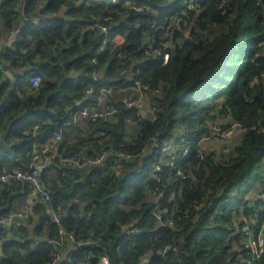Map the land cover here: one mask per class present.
<instances>
[{"label":"clouds","instance_id":"clouds-1","mask_svg":"<svg viewBox=\"0 0 264 264\" xmlns=\"http://www.w3.org/2000/svg\"><path fill=\"white\" fill-rule=\"evenodd\" d=\"M4 107L0 264L264 259V0H0Z\"/></svg>","mask_w":264,"mask_h":264},{"label":"trees","instance_id":"trees-1","mask_svg":"<svg viewBox=\"0 0 264 264\" xmlns=\"http://www.w3.org/2000/svg\"><path fill=\"white\" fill-rule=\"evenodd\" d=\"M120 27L122 28L123 26L121 25ZM117 30H119V29H117ZM36 55L38 56L39 53L37 52ZM76 59L79 60L80 58H76ZM74 62L75 61H69V63H74ZM43 72H45V65L41 64L38 67V69L33 73V75L36 76L37 74L43 73ZM31 78L32 77L30 76L29 79H31ZM45 82L49 85V87L44 89L43 93L40 94L39 99L36 101V106L31 109L33 114H35L37 116H40V114L43 112V108H41L40 105L45 103V95H47V97L50 99L55 94L56 84H55L54 80L48 79ZM0 111H2L6 115L7 112H8V109L6 107H4V108H0ZM48 115H50V113H48ZM32 126H34V124ZM49 135H50V132L45 130V131L38 132V138L34 137L33 139L39 141V143L41 145H43L47 141V137ZM24 143H29V141L21 142V146L17 148V154H19L21 152L22 146H23ZM57 146H59V145H57ZM72 148L73 147L67 149V154H71ZM58 153H59V156H65L66 155V149L64 151H62L61 147L59 146ZM6 160H7L6 157H0V174L4 173L3 165L6 162ZM53 161H54L53 164L46 165L41 170V173L45 177L48 175L49 172L52 171V169H54L56 167V163L58 162V157L54 156L53 157ZM19 195H21V194H19V193H9V195H8V204H9V206H11L16 201V199H17V197ZM108 199L114 200L115 198L114 197H109ZM105 203H107V201H105ZM84 207L87 208L88 205L86 204V205H84ZM8 210H9L8 208L0 207V216L7 214ZM65 219L70 221L71 219H73V217L66 216ZM88 223H89V229L88 230H90V226H91V224L93 222L91 220H89ZM38 227L42 228V226H38ZM109 227H111V226H109ZM82 247L87 248V245H82ZM262 256H264V254ZM258 264H264V259H259Z\"/></svg>","mask_w":264,"mask_h":264},{"label":"built area","instance_id":"built-area-1","mask_svg":"<svg viewBox=\"0 0 264 264\" xmlns=\"http://www.w3.org/2000/svg\"><path fill=\"white\" fill-rule=\"evenodd\" d=\"M32 78L31 79H34L35 78V75H32L31 76ZM38 87V86H37ZM53 139V137L51 136V134L47 137V141L42 145V147H41V149H44L45 147H47L48 146V144L50 143V141ZM36 141V144H39V141H37V140H35ZM57 146V145H56ZM56 146L52 149V151L56 148ZM68 155H70V154H68ZM66 156V155H65ZM65 156H59L58 157V161L60 160V159H62V158H65ZM43 169V168H42ZM41 169V170H42ZM4 174V173H3ZM3 174H0V184H3L4 183V180L2 179V176H3ZM6 215V214H5ZM1 216H3V215H1ZM262 231H264V230H257V232H256V234H255V243L258 245V246H264V245H260V241L262 240V239H264V235H262ZM263 255V254H262ZM258 261H259V259L258 260H256L255 262H254V264H258Z\"/></svg>","mask_w":264,"mask_h":264},{"label":"crops","instance_id":"crops-1","mask_svg":"<svg viewBox=\"0 0 264 264\" xmlns=\"http://www.w3.org/2000/svg\"><path fill=\"white\" fill-rule=\"evenodd\" d=\"M38 145L40 146V148L42 147V145L40 143ZM59 146L61 147L62 151H64L65 149L73 147V142L72 141H68L67 146H64V145H59ZM59 146H57L53 151L54 152H58L59 151Z\"/></svg>","mask_w":264,"mask_h":264}]
</instances>
